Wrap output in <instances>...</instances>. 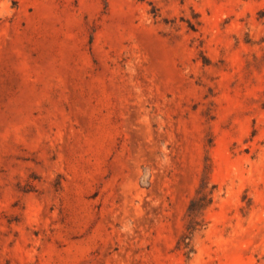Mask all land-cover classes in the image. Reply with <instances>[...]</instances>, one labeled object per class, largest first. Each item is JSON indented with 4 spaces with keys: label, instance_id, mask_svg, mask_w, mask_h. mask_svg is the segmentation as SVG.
Returning <instances> with one entry per match:
<instances>
[{
    "label": "rangeland",
    "instance_id": "374dc122",
    "mask_svg": "<svg viewBox=\"0 0 264 264\" xmlns=\"http://www.w3.org/2000/svg\"><path fill=\"white\" fill-rule=\"evenodd\" d=\"M0 264H264V0H0Z\"/></svg>",
    "mask_w": 264,
    "mask_h": 264
}]
</instances>
